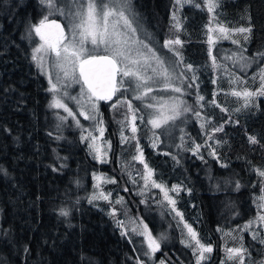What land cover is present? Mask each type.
<instances>
[{"label": "trees", "instance_id": "1", "mask_svg": "<svg viewBox=\"0 0 264 264\" xmlns=\"http://www.w3.org/2000/svg\"><path fill=\"white\" fill-rule=\"evenodd\" d=\"M131 1L158 42L180 39L174 47L188 81L179 97L184 99L181 107L190 111L179 117L186 122L181 125L186 132L181 128L180 144L177 133L155 144L144 120V101L140 112L134 110L133 134L132 116L124 103L111 108L118 91L115 99L103 102L100 116L111 142L105 164L82 140V125L59 118L48 80L33 59L30 28L49 9L37 0H0V264H138L117 221L139 220L154 233L151 216L161 215L163 230L174 231L175 222L162 202L148 199L147 206L141 202L144 168L133 160L139 155L137 144L153 170L149 186L155 180L167 189L178 187L176 211L200 242L212 247L210 260L203 264H224L227 250L241 246L252 264L264 259L261 239L251 240L242 230L264 203L258 199L264 195V177L257 174L264 170V96L250 98L245 107L243 98L231 94L260 87L264 0H215L214 12L208 11L207 0L179 6L175 0ZM215 23L234 32L237 43L210 42L208 29ZM241 27L252 31H234ZM231 51L243 54L247 70L228 62ZM186 65L192 70L187 71ZM249 137L257 142L251 143ZM196 145L200 147L194 155ZM99 175L115 179L106 190L120 194L121 204L113 203L114 196L112 202L101 198L96 186ZM62 210L67 215H61ZM159 256L168 264H194L191 249L183 247L173 252L163 243Z\"/></svg>", "mask_w": 264, "mask_h": 264}, {"label": "rangeland", "instance_id": "2", "mask_svg": "<svg viewBox=\"0 0 264 264\" xmlns=\"http://www.w3.org/2000/svg\"><path fill=\"white\" fill-rule=\"evenodd\" d=\"M79 2L84 3L86 2V0H79ZM105 2L108 3L109 5L115 3V8L113 10L117 12L116 15L109 16L107 22L108 33L113 34L111 38L114 40L117 39L120 40L122 42V46L130 50L132 58L140 61V65H144L145 57L148 58V64L151 65V67H147V66L143 67L139 73L142 78L149 76L152 77L151 80L147 81L146 86H151L153 88V91L151 93H148V95L145 96L144 99L142 100L144 101V104L151 102L155 105V108H151V109L147 108L146 114L144 115V120L147 121V124H149L152 130V131L150 130L152 132L150 136H152L153 141L156 142L155 144H159L161 142H164L163 140L167 141L170 134L175 135V133H177L178 139L176 143L180 144L183 134L182 130H184V134L186 132V127L184 126L186 125V122L185 121L183 122L182 119L179 118L181 115H183V113L177 119L168 120L166 123L163 121V119L159 120L158 122L160 123V127L158 128H153V126L150 123H148V121L151 120L154 117V115H158L159 113H164V115L170 114L169 105L173 102L172 101L173 97H176L181 101L183 99L182 97H179L181 94L171 91L170 88L164 90L163 87L165 83L164 78L159 75H154L152 72V67H156L157 70L160 71L156 59L152 57V52H154L157 57H159L161 60L164 61V67L167 68L168 71L172 74V79L171 81H169V83H171L174 86L181 87L182 90L185 89L188 78L184 73L183 65L179 60V56L175 55L176 48L174 47V44H171L166 48L164 47L165 43L163 44L156 40V37L152 34V31L140 18V15L136 11V8L131 0H126L128 5L127 7L121 6V0H105ZM212 3L215 4V0H212ZM57 7L63 8L64 14H61V12L57 11L56 9H51V14H49L50 10H48L45 15L48 16V21L54 19L63 23L66 29V34H64L65 35L64 43L66 44L69 42L70 39H72L73 36L72 24L70 23V13H73L77 10V3L75 2V0H60L57 2ZM54 11H57L60 14L59 15L52 14V12ZM119 11L124 12L125 16L128 18L131 24V28L127 27V25H125L124 23V20L120 18V16L118 15ZM56 16L60 17V19L59 18L57 19ZM133 28L136 29L134 33L132 32ZM208 30L210 32L211 40L214 41L215 45L220 44L222 42H226L228 40H230L231 42L234 40L232 36L234 35V32H229L227 34L220 33L218 30V25L216 23L213 26L210 25ZM76 31L78 33L79 29H77ZM225 35L228 36L227 39L224 38ZM58 37L59 34L53 33L49 35L48 33V38L52 42H55ZM33 38L35 41L34 55L37 57L36 64L41 69L43 74L46 76L50 89L52 87V84H56L59 89L55 93L50 90L52 107L54 102L57 100H59L62 104L66 105L71 110L72 115H69L68 112H65L62 107L61 108L53 107V108L59 112V118L61 120L78 121L82 125L84 130V135L82 137H88L87 139L82 138V140L88 141L89 145L92 144L93 141H92V137L88 136V133L89 132L92 133V136L96 137L95 146L101 149L102 157L103 159L106 160L105 164H109V158L111 156V144H110L111 142L106 137L107 129L104 124V119L103 117H100L103 111L102 110L103 102L101 101L95 102L98 107V115L96 119L85 120L84 117L80 115V112L81 111L91 112L92 104L91 101L88 99L89 93L87 87L86 85H84L83 80L80 78L79 65L66 63L65 69L67 70L69 75L65 77L64 72L59 67H57L56 57L51 51L42 50L39 53L35 51L36 48L40 47L43 41H41L39 37L35 35L34 31H33ZM144 45H147L148 48L152 49V52H148L147 48H144ZM84 47L87 49V48H91L92 45L90 44V42H86ZM104 47H105L104 45H100L99 48L96 50V54H105ZM169 49H173L174 51H170ZM137 50L141 53V55H137ZM41 57L43 58L42 68L39 66ZM242 57L243 54L241 52L231 51V53L230 52L228 53V62L231 65H235V67L238 69L247 70L248 65L244 63V61L241 59ZM140 65H136V66L130 65V67H140ZM50 78H51V83H50ZM130 82L132 84V87H129ZM140 82L143 83V79ZM136 83L137 81L135 80L134 77L124 78V84L121 87V90L119 91V98H118L119 101L131 100L132 105L134 106L132 111L128 110L126 104L124 105L127 108L129 115H131L132 117L134 114L135 117H137V113H135L134 110L136 109V112H140V107H142L141 100L132 99L134 95H139L140 92L143 91V88H141L138 91H133V88L135 87ZM125 89L127 90L125 91ZM183 103H184V99H183ZM113 104L118 105L121 103L114 102ZM183 107L185 106L183 105ZM144 109L146 110L145 107ZM100 119L103 120L102 125L98 124V121ZM182 123L184 124L183 126H181ZM98 127H103L104 129L103 136H101L100 132L97 130ZM93 153L95 152L93 151ZM105 153L106 155H104ZM137 176L138 175L135 174L133 176V179L135 180V183L138 185L139 183H138V179L136 178ZM97 178L98 180L96 186L98 188L99 194L103 193L105 195H108L109 197L108 200L111 202H112L111 197L114 196L115 199L113 200V203L117 205L121 204L123 200L120 194L114 195L111 191L106 190L108 189L109 185L113 184L112 182L109 181L112 180L115 181V179L109 176L105 177V175H99ZM142 182L145 183V180L143 179ZM147 184H148V188L144 186L143 191L140 192V194H142L141 202L143 201L142 202L143 205L145 206L148 205L147 202L145 201L148 199L157 200L154 203L162 202L163 205H166L165 211L169 213L168 215L169 219L175 222L172 227V229H174L175 232L170 229L163 230L161 225L164 224L165 221H162L161 215L158 216V219L151 216L150 220L154 224L157 232L155 233L151 232L149 229L148 231L152 234L153 238L157 239V241L160 244V249L163 243H165L167 247H171V250L173 252H175L177 248L183 247L184 249H191V253L193 254L195 243L194 241H191L190 237H188L187 235V229L184 228L185 222L183 221V219L181 220L180 216L176 215V211L172 210L173 206L169 205L168 202L164 199V194L160 191V189L154 186L150 187L149 181ZM175 194H177V192L172 191V188L168 189L169 197L174 199ZM101 198L103 197L101 196ZM118 200L120 201V203H116V201ZM261 215H264V209L262 208L258 216L252 219L251 221H249L248 223H246L242 227V230L243 232L245 231L249 233V237L251 238V240L256 239L260 241L259 239H257L260 238L261 241L259 242V244L261 243L264 244V222H261L259 220V216ZM250 222H251V226L246 228L245 226L248 225ZM133 227H136L137 232H139L142 230L143 225L139 220H135V219L131 221L126 220L124 221V227L121 228V231L122 233L124 232L127 233V235L125 236L128 238L129 241H131L135 249L137 259L140 262H142V264H161V261H163V264H168V261L165 258L161 256L158 257V253L160 249L159 251L155 252L154 255L151 254L145 255V253H149L147 236L133 233L131 231ZM181 241H189L191 245L194 246L186 247L185 243H182ZM241 243L242 242L240 241L239 244L241 245ZM237 249H243V246ZM185 254L187 257H189L188 253ZM209 254L210 253H205L206 258L202 260L200 264H203L210 260L211 257ZM197 255L193 254L194 264H197ZM228 257H229V253L227 251L226 258L223 260L224 264H239L240 260H243V264H252L248 256L244 253V251H242V253L239 256H236L233 259H229ZM260 264H264V259Z\"/></svg>", "mask_w": 264, "mask_h": 264}, {"label": "snow or ice", "instance_id": "3", "mask_svg": "<svg viewBox=\"0 0 264 264\" xmlns=\"http://www.w3.org/2000/svg\"><path fill=\"white\" fill-rule=\"evenodd\" d=\"M77 3V10L73 13H70V23L72 24V39L69 40L68 43H64L65 35H64V29L61 28L59 24H56L54 21L49 22L48 16L44 15L42 19L39 20V22L35 25H32L30 28L29 34H31L32 31H34L35 35L39 37L43 43L40 45V47L36 48L35 51L37 53L41 52L42 50L51 51L54 56L56 57V65L59 67L63 72L64 76L67 77L69 74L67 70L65 69L66 63H72V64H78L80 69V78L83 80L84 85H86L89 97L88 99L91 101L92 108L91 112H85L81 111L80 115L84 117L85 120H95L98 115V107L96 105V101H109L112 100L113 96L121 90V87L124 84V78L126 77H134L137 83L135 84V87L133 88V91H138L141 88H143V91L140 92L139 95H134L132 97L133 100H143L145 96L148 95V93H151L153 91V88L151 86H146L147 81L151 80L152 77H144L142 78L140 76V71L143 67H151V65L148 64V58L145 57L144 59V65H140V61L137 59L132 58L131 52L129 49H126L122 46V42L120 40H114L112 39L113 34L108 33L107 29V22L109 16L116 15L117 12L113 9L115 8V3L112 5H109L105 2V0H86L84 3H80L79 0H75ZM37 3L41 5L44 8L56 9L57 11H60L61 14L63 13V8L57 7V0H37ZM176 5H182V4H192L193 0H175ZM121 6L127 7L126 0H121ZM196 7H200L198 3L195 4ZM217 4L212 3V0H207V7L209 12H213L215 7H217ZM51 14V12L49 13ZM118 15L120 18L124 20L125 25L127 27L131 28V24L128 20V18L125 16L123 11H119ZM173 19L175 20V14L173 15ZM55 27L59 30V37L55 42H52L48 38V33L46 32V29ZM176 27L178 28L179 25L177 23ZM77 29H79V32L77 33ZM218 30L220 33L227 34L231 30L228 28L223 27L222 25L218 26ZM136 29H132V32L134 33ZM234 31L239 33H251L252 29L249 28H238ZM78 36V39H77ZM225 39L228 38L227 35L224 36ZM244 39L247 40L248 36L245 35ZM209 41L211 42V37H209ZM86 42H90L92 45L91 48H85L84 45ZM233 43H237L236 40L232 41ZM126 43V42H125ZM171 44H181L180 39H175L166 41L164 44V47H168ZM100 45H104V53L105 54H96V50L99 48ZM144 48H147L148 52H152V49L148 48L147 45H144ZM170 51H174L173 49H169ZM137 55H141V53L137 50ZM175 55L179 56L178 52H175ZM258 55L264 57V53H258ZM152 57L156 59L157 65L160 69V71L157 70L156 67H152V72L154 75L162 76L165 80V83L163 85L164 90L171 89V91L175 93H179L183 95V90L179 86H174L169 81L172 79V74L168 71L167 68L164 67V61L161 60L159 57L156 56L154 52H152ZM33 59L36 60L37 57L34 55ZM182 63V60L180 61ZM140 65V67H130ZM39 66L43 67V58H40ZM187 71L192 70L191 65L185 66ZM118 77L120 79L118 80ZM143 79V83L140 81ZM261 84L259 89L257 91L252 92L248 89H244L243 91H232V95L243 98L245 101L244 106L247 107L250 98H253L255 96H264V71L261 72L260 75ZM51 83V78H50ZM192 84L189 83L188 87H191ZM129 87H132L131 82L129 83ZM52 92H57L59 89L56 84H52V87L50 89ZM127 89H125L126 91ZM155 99V98H153ZM200 100H203V97H199ZM172 103L169 105V115H164V113H159L158 115H154V117L148 121L153 128L160 127L159 120L163 119V121L166 123L168 120H175L177 119L182 113L190 111L188 107H181L183 104V101L179 100L176 97L172 98ZM215 101H213L214 103ZM117 103H124L127 105V108L129 111L133 110V105L131 100H123V101H117ZM117 105L112 104L111 107L115 108ZM53 107L57 108H63L65 112H68L69 115H72L71 110L64 104H62L59 100L55 101L53 104ZM144 107L146 108H155V105L151 102L144 104ZM219 107V105H217ZM139 110V109H137ZM224 111V109H221ZM197 116L200 115L199 112L195 113ZM133 126L131 128V131L133 134L137 131L135 127V120L136 117L133 115ZM99 125L103 124V120L100 119L98 121ZM203 127V125H201ZM100 132V135L103 136V127H98L97 129ZM222 128H216L214 131H222ZM88 136L92 137L93 143L89 145L90 148L93 149V151L96 153V159L101 162L105 163L106 160L103 159L101 154V149L99 147L95 146V140L96 137L92 136V133H88ZM83 139H87L88 137H82ZM125 141L127 140L126 137L123 138ZM249 140L251 143H256L255 137H249ZM199 145H196V149L193 151V154H196V151L199 150ZM137 152L139 155L134 156L133 160L137 161L138 163L143 165L144 168V174L142 178L145 180V187H147L148 181L153 176V170L149 168L148 164L143 159V153L139 149V146L137 144ZM106 155V153L104 154ZM56 171L57 169H53ZM0 171H3L0 169ZM257 174L261 177H264V170H258ZM114 183L115 181H109ZM152 185L158 189L164 194V199L168 202L169 205H172L173 211H176L175 209V203L176 201L169 197L168 195V189H166L165 186H163L160 183H157L155 180L151 181ZM237 187L239 188V182H237ZM172 191L178 192V187L174 186L172 188ZM262 193H264V189H262ZM103 199L108 200V195H105L103 193L100 194ZM98 197H93V199H97ZM260 201H264V195H261L258 197ZM91 202V201H90ZM143 202V201H142ZM116 203H120V201H116ZM260 207L264 209V203L260 204ZM61 215H67V212L61 211ZM112 215H115V211H113ZM176 215L181 217V220L183 219L181 213L179 211H176ZM259 220L261 222H264V215L259 216ZM118 225L120 227H124V221L119 220L117 221ZM141 224L143 225L142 230L137 232V228L133 227L131 231L133 233H136L138 235H146L148 240V248L149 253H145V255H154L155 252L159 251L160 244L157 241V239L152 237V234L148 231V226L146 224H143L141 221ZM251 222L246 225L245 227H250ZM184 228L187 229V235L190 237L191 241H194L195 247L193 249V254L197 255V264H200L202 260H204L205 253H211L212 247L210 245L206 246L200 242L198 239L197 233L194 231V229L188 225L187 223H184ZM122 235H127L126 232L122 233ZM131 242V241H130ZM182 243H185L186 247L192 246L189 241H181ZM27 251V249H25ZM229 259H233L236 256H239L243 249H237V248H229ZM138 264H142V262L138 261ZM161 264H163V261H161ZM239 264H243V260L239 261Z\"/></svg>", "mask_w": 264, "mask_h": 264}, {"label": "water", "instance_id": "4", "mask_svg": "<svg viewBox=\"0 0 264 264\" xmlns=\"http://www.w3.org/2000/svg\"><path fill=\"white\" fill-rule=\"evenodd\" d=\"M53 21H54L56 24H59V25L61 26V28L64 29V34H66V29H65L63 23L60 22V21H58V20H54V19H53V20H50L49 22H53ZM46 31H47L49 34H53V33L59 34V30L56 29L55 27H52V28L46 29ZM118 80H119V77H118ZM116 95H117V93L113 96L112 100L115 99ZM100 101H101V102H107V101H103V100H100ZM109 101H111V100H109Z\"/></svg>", "mask_w": 264, "mask_h": 264}, {"label": "flooded vegetation", "instance_id": "5", "mask_svg": "<svg viewBox=\"0 0 264 264\" xmlns=\"http://www.w3.org/2000/svg\"><path fill=\"white\" fill-rule=\"evenodd\" d=\"M50 35V34H49Z\"/></svg>", "mask_w": 264, "mask_h": 264}]
</instances>
